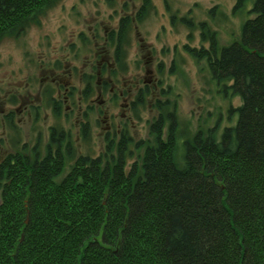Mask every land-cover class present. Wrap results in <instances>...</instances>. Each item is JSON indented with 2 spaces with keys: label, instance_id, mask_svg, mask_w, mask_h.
<instances>
[{
  "label": "trees",
  "instance_id": "obj_1",
  "mask_svg": "<svg viewBox=\"0 0 264 264\" xmlns=\"http://www.w3.org/2000/svg\"><path fill=\"white\" fill-rule=\"evenodd\" d=\"M53 1L0 0V41ZM247 4L240 40L220 49L212 39L199 52L242 101L231 109L236 126L183 141L181 162L176 116L160 105L140 173L137 161L125 169L134 156L127 125L96 157L74 152L64 130L53 128L45 149L18 140L0 158V264H264V0L236 8ZM120 74L87 77L84 100L97 92L118 104Z\"/></svg>",
  "mask_w": 264,
  "mask_h": 264
},
{
  "label": "rangeland",
  "instance_id": "obj_2",
  "mask_svg": "<svg viewBox=\"0 0 264 264\" xmlns=\"http://www.w3.org/2000/svg\"><path fill=\"white\" fill-rule=\"evenodd\" d=\"M236 7L237 0H54L38 9L25 31L0 41V158L19 141L45 149L53 128L65 131L74 152L96 157L106 135L127 125L134 156L125 169L137 161L140 173L160 105L176 116L181 162L183 141L198 132L220 138L236 126L231 109L242 101L213 80L199 52L211 50L212 39L220 49L240 40L252 4ZM119 69L126 98L113 105L96 92L84 100L87 77L99 84Z\"/></svg>",
  "mask_w": 264,
  "mask_h": 264
},
{
  "label": "flooded vegetation",
  "instance_id": "obj_3",
  "mask_svg": "<svg viewBox=\"0 0 264 264\" xmlns=\"http://www.w3.org/2000/svg\"><path fill=\"white\" fill-rule=\"evenodd\" d=\"M111 82H114L113 80Z\"/></svg>",
  "mask_w": 264,
  "mask_h": 264
}]
</instances>
